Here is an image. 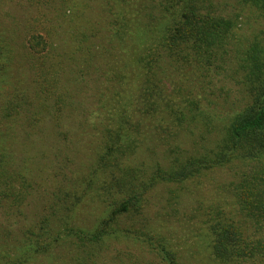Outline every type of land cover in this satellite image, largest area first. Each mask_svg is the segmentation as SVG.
Listing matches in <instances>:
<instances>
[{
    "label": "rangeland",
    "instance_id": "obj_1",
    "mask_svg": "<svg viewBox=\"0 0 264 264\" xmlns=\"http://www.w3.org/2000/svg\"><path fill=\"white\" fill-rule=\"evenodd\" d=\"M118 1L0 0V264H225L213 246L226 224L228 264H264V220L247 207L264 164L184 168L218 160L225 126L264 84V13L213 0L234 49L162 53L141 79L135 26L117 42L110 9L134 1L136 20L163 0Z\"/></svg>",
    "mask_w": 264,
    "mask_h": 264
},
{
    "label": "trees",
    "instance_id": "obj_2",
    "mask_svg": "<svg viewBox=\"0 0 264 264\" xmlns=\"http://www.w3.org/2000/svg\"><path fill=\"white\" fill-rule=\"evenodd\" d=\"M245 1L264 13V0ZM121 2L114 0V3L111 2L108 5H119ZM212 4L213 0H163L162 9L159 13L141 14L135 18L136 20L133 19L134 1L131 3L129 12H124L122 9L115 12L110 9L114 13L112 22L117 27L115 32L117 42L126 45V41L131 35V44L134 49V66L137 67L141 79H143L142 74L145 70L152 72L155 69L157 58L160 59L162 53L169 57L176 53L183 55L192 52L201 60L203 54L208 55V58L211 59L219 53L226 54L230 49H234L237 44L235 24L231 19H225L210 12L207 6L212 7ZM131 21L135 28L129 31L128 35L125 34L122 26H126ZM256 47L259 48L258 45ZM250 54V58L253 60L255 56L253 50ZM239 68L244 72L249 69V72L257 79L262 71V66L258 63L251 62L250 66L246 59L239 64ZM145 73L143 76H145ZM146 82H150V78ZM256 94L252 104L237 113L225 126L220 144L212 150V152L218 150L216 153L218 160H211L212 158L199 160V158H195L192 162H189L188 166L184 167L190 168V172H187L186 176L190 173L195 174L193 173L194 170L198 174L202 173L204 171L202 165L205 162L208 163L205 167L207 169L248 157L264 164L263 83H259ZM109 152H112V147ZM186 171L188 170L186 169ZM257 183L256 186H250L252 197L256 198V208L254 210L248 204L247 207L258 221H262L264 220V184L262 179H258ZM257 217L262 218L258 219ZM235 228L234 224H226L221 228H217L219 229V231L217 230L219 240L213 246L214 254L216 253L214 255L215 261L218 262L219 260L228 264L229 261L234 259L236 255L234 246L237 244L232 245L230 239L235 236Z\"/></svg>",
    "mask_w": 264,
    "mask_h": 264
}]
</instances>
